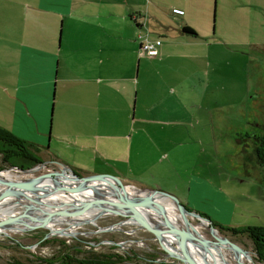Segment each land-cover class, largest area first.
<instances>
[{
    "label": "crops",
    "instance_id": "obj_1",
    "mask_svg": "<svg viewBox=\"0 0 264 264\" xmlns=\"http://www.w3.org/2000/svg\"><path fill=\"white\" fill-rule=\"evenodd\" d=\"M190 2L182 0L176 7L163 0H2L0 54L12 64L11 70L4 68L10 86L2 90L15 92L17 100L10 130L34 144L42 157L80 176L114 174L125 184L140 187L139 182L150 190L162 160L176 158L177 148L192 139L203 143L208 121L214 126L215 110H250L246 118L255 110L248 123L255 130L238 139L247 149L242 152L246 163L254 168L238 175V181L256 176L260 190L259 207L248 212L252 217L264 212V167L257 153L264 136V103L251 108L247 100L251 94V100L262 98L264 74L258 87L238 83L243 104L237 109L222 103L219 92L234 95L237 84L233 76L216 73L211 54L225 49L233 55L244 47L221 46L198 30L194 19L199 14L208 19L207 5L205 13H198L185 5ZM144 37L157 46V57L141 53ZM226 65L231 66L229 59ZM167 130L176 138L172 146L164 144L166 134L158 133ZM174 172L175 178H161L171 193L181 194L180 169ZM191 179V197L180 199L182 204L194 202L190 211L219 226L242 225L237 210L249 208L244 202L240 207L229 189L211 179L196 174ZM240 198L255 197L240 192Z\"/></svg>",
    "mask_w": 264,
    "mask_h": 264
},
{
    "label": "rangeland",
    "instance_id": "obj_2",
    "mask_svg": "<svg viewBox=\"0 0 264 264\" xmlns=\"http://www.w3.org/2000/svg\"><path fill=\"white\" fill-rule=\"evenodd\" d=\"M0 1L2 2V0ZM1 2L0 38L2 36L1 29L3 23ZM163 2H165V5L169 6L173 5L177 7L178 5H182V0H163ZM185 5L189 6L190 9L195 8V12L198 13L199 11L205 13L203 9H206L205 7L207 5L208 19H206V17L203 18L200 14L194 19L197 25L195 27L198 30H205V32H208L209 34L207 35L211 39L223 43L221 46L229 44L244 47L243 50L235 51L233 55H229L228 51L225 49H219L218 52L217 50H213L210 58L215 62L214 66L217 70V74L222 72V75H231L236 81L235 84H237V88L233 89L236 94L233 95L232 91L229 93V96L221 94L222 91H220L219 94L222 103L229 102V104L237 109L243 104L238 89V87H240L238 83H246L248 81L251 87H258L259 78H262L264 74V0H191L189 4L185 3ZM246 44L250 46L245 47ZM1 47L2 46H0V48ZM241 53H243L244 56H242ZM2 56L3 55L0 54V127L12 133L10 130L13 127L11 120L15 117V112H13V110L17 100H15V92L10 91L9 93H5L2 90L4 86H10L7 85L9 83L6 76L8 73L4 71V68L11 70L12 66V64L10 65L9 61ZM227 59L231 61V66L226 65ZM239 60L243 62L244 66L242 73H240V67L242 66L239 65ZM247 61L250 62V65H246ZM258 65L260 69H258ZM241 74L243 76H241ZM239 77L243 79L238 81L240 79ZM260 86L262 87V83ZM252 95L254 94L248 97L247 106L254 108L264 103V94H261L262 98L260 100H251ZM262 109L261 113L264 114V107ZM215 111L214 126L212 125L211 128L210 124L212 122L208 121L207 125L209 126H206L207 131L203 133V139H205L203 143L194 142L192 139V144L186 143L187 146L177 148L178 154L176 158L174 156L168 161L162 160L163 163L157 166L160 172L159 170H154V173H157L160 177L158 176L150 179L151 184L149 189H158L178 198V200H187L191 197V195H189V186L192 180L191 176L193 174L200 175L208 180L211 179L215 183H219V187L229 189L240 203V207H242L243 202L249 207L246 210H237V223H241L242 225L227 226L228 228H264L263 211L256 212L252 217L248 214L249 210L255 212L256 208L259 207L256 199L260 194V190L258 188L256 176H253L252 179H245L244 183H240L237 177L238 175H245L246 171H254L253 165L250 167V164L248 166L246 163L243 157L244 154L242 153L246 147L240 145L238 139L241 140L246 138L247 135H249L248 133L251 134L252 130H255V128H248V123L254 121V117L251 115H253L255 110H251V115H248L247 118L244 113L245 111L250 113V110ZM262 122H264V119H262ZM158 133L167 135L168 140H166L164 144H169V146H172V140H176V138L169 137L173 134L170 130L159 131ZM186 136L188 138V134H186ZM245 151H247V149ZM36 157L42 161H49L47 157H42V155L39 154H36ZM159 157V153H157L155 159H159ZM178 168L180 169L179 181L183 188L181 189V194H173L170 192L171 187L168 186L169 182L166 179L164 182L161 177L164 175H167L169 178L177 177L174 169ZM251 168H253V170H251ZM0 170L11 172L15 176L28 174L5 166L1 158ZM50 171H54V176L42 175ZM55 171H59L58 166L51 164L35 171L34 175H36L37 181H44L49 178H57L65 173ZM215 175L217 178L213 180L211 177H215ZM125 182L131 183L132 181L126 180ZM115 183L118 184L116 181ZM135 183L140 187H146L140 185L139 182ZM126 186L144 190L129 184H126ZM1 188L2 187H0V192H3ZM175 189L178 190V188ZM234 190H236V192H234ZM193 191L194 188H192V192ZM240 192H245L247 195H251L255 198L253 200L242 199L240 198ZM193 205L194 202L190 205L186 204V208L194 209ZM50 210L51 212L55 211L53 208H50ZM18 211L19 209L15 212ZM19 214L20 213L16 214V217H18ZM14 218L15 216L13 219ZM123 220L124 218L119 216L107 215L97 220L96 223H94V219H92L90 221L92 224L83 223L80 226H71L56 220L50 222L56 224L55 228L58 229L57 231L62 230L66 233L71 231L77 232L74 235H50V230L46 228L12 231L0 224V264H88L90 261L97 259L102 261L103 264H180L177 260L166 256L159 242L147 230L136 225L116 226V224ZM188 221L192 222L193 225L201 223L199 219L191 217ZM20 222L21 224H25L26 221L22 218ZM9 223L12 222L10 221ZM247 223L250 225H246ZM113 226H115L113 229L116 230H104V228ZM200 231L209 239L213 238L209 228H202ZM219 233L222 237L228 238L239 244L254 260L250 241L245 238L237 239L229 233H221L220 231ZM199 234L201 233L199 232ZM191 244L196 255H199V251L206 255L207 253L213 254L214 252L212 249L209 251L208 246L199 244L194 240L191 241ZM166 246L174 251L177 250L174 249L176 246L175 244H166ZM65 254H67L70 259L60 261ZM245 257L246 264H250L247 262L246 254ZM120 258H122V260H119ZM201 260L203 259L201 258ZM206 261L212 264L207 258ZM255 264L261 263L255 261Z\"/></svg>",
    "mask_w": 264,
    "mask_h": 264
},
{
    "label": "bare ground",
    "instance_id": "obj_3",
    "mask_svg": "<svg viewBox=\"0 0 264 264\" xmlns=\"http://www.w3.org/2000/svg\"><path fill=\"white\" fill-rule=\"evenodd\" d=\"M51 177V176H50ZM36 175H34V172H31L26 175L21 176H15L11 172H0V181L2 182H14V181H21V180H35ZM38 184L40 188H45L48 191V199L44 201L38 191H29L24 193L25 195L21 197H16V195L8 199L6 201H3L0 203V224H2L5 228L12 230V231H20V230H29V229H35L37 225L42 224L44 222L43 218H40L41 216H44L41 214V211L34 210L33 207L41 208L44 210H50L48 208L49 206L45 203H53L54 205H80L82 203H87L89 201H92L96 198H98L100 195L109 196L112 194H116L117 190L120 189V185L115 183L114 181H111V183H101V182H95L90 183V185L86 186L84 189L79 191H66L67 189L75 188L79 186V182L73 178L68 173H64L62 176H58L57 178H49L44 181H38ZM2 191L5 190L4 187L1 188ZM46 191V192H47ZM2 192H0L1 194ZM126 193L134 198H144L148 194L146 192L139 191L137 188L134 187H128L126 188ZM47 195V194H46ZM15 200L16 203H15ZM155 201L163 206L164 212L158 211V209H155L153 207L144 208L143 212L149 217L150 220L156 222V227L164 231V242L165 244H177L178 239L174 234L167 233V226L166 222L170 223L172 227H175L179 230L190 232L193 236L202 239L203 241H207L208 250L211 249L214 251L213 254L207 253L204 254L203 252L199 251V255H196L194 253V248L191 244L190 239H185L183 241V244H186V248L192 255V260L196 264H207L208 261H203L201 258H205L211 261L212 264H246V257L245 254L242 251L237 250L232 245L223 243L220 240L223 239V237L220 235L219 232L212 234L213 238L209 239L207 236L203 235L200 231L202 228H209L208 224L204 221L197 225H193L192 222H187L185 218L188 220L191 216H184L180 213L177 206L168 198H165L164 196H157L155 198ZM73 203V204H72ZM48 207H47V206ZM27 206H30L28 208ZM46 206V207H45ZM33 210H32V209ZM17 209H19L18 212H15ZM53 211V210H52ZM25 212H29L32 217H26L23 216ZM55 212V211H54ZM18 217H16L18 214ZM98 211H94L91 213H88L84 216L78 217L76 220H56L60 221L62 223L68 224V225H74V226H80L81 224L85 222H90L92 219H94L97 215ZM15 218L13 219V217ZM20 216V217H19ZM24 218L25 224H21L20 220ZM193 218V217H191ZM12 223H9V222ZM52 220H49L46 224V228L53 231V232H59L58 229L55 228L56 224L50 223ZM66 221V222H65ZM11 225V226H9ZM56 231H55V230ZM201 234H199V232ZM77 232L71 231L65 234H76ZM202 253V254H201ZM179 255L180 252H179ZM205 258V260H206ZM210 264V262H208Z\"/></svg>",
    "mask_w": 264,
    "mask_h": 264
},
{
    "label": "water",
    "instance_id": "obj_4",
    "mask_svg": "<svg viewBox=\"0 0 264 264\" xmlns=\"http://www.w3.org/2000/svg\"><path fill=\"white\" fill-rule=\"evenodd\" d=\"M56 165L59 168V171L55 172H65L73 176L75 180L79 182V186L71 189H67L66 191H79L84 189L86 186L90 185V183H111V181H116L120 185V189L117 190L116 194H112L109 196L100 195L98 198L89 201L87 203H82L80 205H54L53 203H47L45 202L50 208H53L55 212H51L48 210H44L41 208H36L33 207L34 210H39L41 211V214H43L46 217L41 216L40 218H43L44 222L42 224L37 225L36 228H46V224L49 220H70V219H76L78 217L84 216L88 213L98 211L96 217L94 218V223H96L97 220L102 218L103 216L107 215H113V216H119L124 218L122 222H119L116 224V226H124V225H136L141 227L142 229L147 230L150 232L155 239L159 242L161 245L163 251L166 253V256L169 258H172L174 260H177L180 264H196L192 260V255L186 248V244H183V241L185 239H190L198 242L199 244H202L204 246H207V241H203L200 238H197L193 236L190 232L179 230L175 227H172L170 223L166 222L167 226V233L169 234H174L176 238L178 239V242L174 249L177 250H172L166 246L164 243V231L156 227V222L152 221L149 219V217L143 212L144 208H149L153 207L155 209H158L160 212H164V208L162 205L157 203L155 201V198L159 195L164 196L165 198H168L171 200L178 208L180 213L182 215L186 216H191L193 218H197L200 220V222L204 221L208 224L209 226V231L211 234H215L218 231V229L214 226L213 222L211 219L207 217H203L202 214H199L194 211H190L184 206L178 198L167 194L165 192H162L161 190H141L138 189L139 191L146 192L148 196L146 195L144 198H134L129 196L126 193V188L129 186H126V184L123 182L122 179L115 175L111 174H95L91 176H80L76 174L71 168H69L67 165H65L62 162L58 161H49V162H44L40 166H37L35 168H32L30 170H25L22 171L16 167L11 168L13 170L23 172V173H31L40 170L42 167H46L47 165ZM0 172H4L1 171ZM8 172V171H7ZM54 171H50L49 173L42 174L44 176H54L53 175ZM0 187H4L5 190L0 194V203L3 201H6L8 199H11L13 195L16 197H21L25 195L24 193L29 192V191H38L40 197L46 201H49L48 197V191L43 187L40 188L37 179L35 180H21V181H14V182H2L0 181ZM131 187V186H130ZM136 188V187H134ZM47 191V192H46ZM47 194V195H46ZM17 200H15L16 203ZM30 208V206H27ZM32 209V208H31ZM33 210V209H32ZM23 216L26 217H32V215L29 212H25ZM185 220L188 222V220L185 218ZM93 222V221H92ZM85 223H91V222H85ZM84 223V224H85ZM92 224V223H91ZM96 225V224H95ZM113 227L109 228H104L105 231H110V230H116L113 229ZM47 229V228H46ZM66 232L64 231H59V232H53L50 230V235H55V234H64V235H74V234H65ZM223 243H227L232 245L234 248H236L239 251H242L244 254L247 256V262L250 264H255V261L252 259L250 254L244 250L239 244L229 240L228 238L223 237V239L220 240ZM179 252L181 255H179ZM206 257V256H204ZM203 261L205 262V258H203ZM208 264V262H207Z\"/></svg>",
    "mask_w": 264,
    "mask_h": 264
},
{
    "label": "trees",
    "instance_id": "obj_5",
    "mask_svg": "<svg viewBox=\"0 0 264 264\" xmlns=\"http://www.w3.org/2000/svg\"><path fill=\"white\" fill-rule=\"evenodd\" d=\"M184 31L193 33L189 29H185ZM259 139L260 142L257 152L258 159L264 166V136L260 137ZM38 153L39 150L34 144L22 140L19 137L15 136L13 133L0 127V158L5 166H8L10 168L16 167L22 171L30 170L44 163V161L36 157V154ZM202 216L207 217L203 214ZM213 224L221 233H229L231 236L236 237L237 239L245 238L250 241L252 244L254 260L256 262L264 264V228L234 229L219 226L214 222ZM66 259H70L67 254L63 255L60 261H65ZM119 260H122V258H120ZM88 264H103V262L97 259L94 261H90Z\"/></svg>",
    "mask_w": 264,
    "mask_h": 264
},
{
    "label": "built area",
    "instance_id": "obj_6",
    "mask_svg": "<svg viewBox=\"0 0 264 264\" xmlns=\"http://www.w3.org/2000/svg\"><path fill=\"white\" fill-rule=\"evenodd\" d=\"M176 12L178 13V11ZM140 51L149 57H157L159 55L157 46L145 37L142 40Z\"/></svg>",
    "mask_w": 264,
    "mask_h": 264
},
{
    "label": "flooded vegetation",
    "instance_id": "obj_7",
    "mask_svg": "<svg viewBox=\"0 0 264 264\" xmlns=\"http://www.w3.org/2000/svg\"><path fill=\"white\" fill-rule=\"evenodd\" d=\"M53 165V164H52Z\"/></svg>",
    "mask_w": 264,
    "mask_h": 264
}]
</instances>
